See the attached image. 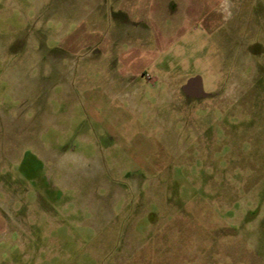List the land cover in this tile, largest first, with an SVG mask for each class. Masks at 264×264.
<instances>
[{"label":"rangeland","instance_id":"rangeland-1","mask_svg":"<svg viewBox=\"0 0 264 264\" xmlns=\"http://www.w3.org/2000/svg\"><path fill=\"white\" fill-rule=\"evenodd\" d=\"M0 264H264V0H0Z\"/></svg>","mask_w":264,"mask_h":264},{"label":"water","instance_id":"water-1","mask_svg":"<svg viewBox=\"0 0 264 264\" xmlns=\"http://www.w3.org/2000/svg\"><path fill=\"white\" fill-rule=\"evenodd\" d=\"M182 88L187 93L199 97H202L206 94L203 88L202 77L200 75L190 77L187 82L182 86Z\"/></svg>","mask_w":264,"mask_h":264},{"label":"crops","instance_id":"crops-1","mask_svg":"<svg viewBox=\"0 0 264 264\" xmlns=\"http://www.w3.org/2000/svg\"><path fill=\"white\" fill-rule=\"evenodd\" d=\"M187 11V10H186ZM186 13V12H185ZM166 14V13H165ZM187 16L185 15V18H186Z\"/></svg>","mask_w":264,"mask_h":264}]
</instances>
